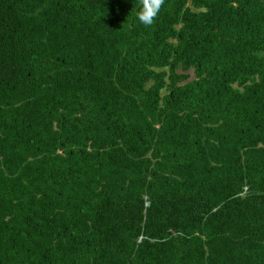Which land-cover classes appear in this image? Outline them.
<instances>
[{
  "label": "trees",
  "instance_id": "obj_1",
  "mask_svg": "<svg viewBox=\"0 0 264 264\" xmlns=\"http://www.w3.org/2000/svg\"><path fill=\"white\" fill-rule=\"evenodd\" d=\"M0 0V264H264V0Z\"/></svg>",
  "mask_w": 264,
  "mask_h": 264
},
{
  "label": "clouds",
  "instance_id": "obj_2",
  "mask_svg": "<svg viewBox=\"0 0 264 264\" xmlns=\"http://www.w3.org/2000/svg\"><path fill=\"white\" fill-rule=\"evenodd\" d=\"M139 8L136 19L144 26H152L158 17L165 0H137Z\"/></svg>",
  "mask_w": 264,
  "mask_h": 264
}]
</instances>
